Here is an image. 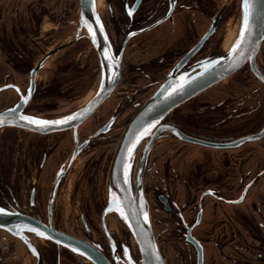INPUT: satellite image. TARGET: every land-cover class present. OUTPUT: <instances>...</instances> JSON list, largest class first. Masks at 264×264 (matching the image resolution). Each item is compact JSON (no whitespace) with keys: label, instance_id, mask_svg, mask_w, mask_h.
I'll list each match as a JSON object with an SVG mask.
<instances>
[{"label":"flooded vegetation","instance_id":"obj_1","mask_svg":"<svg viewBox=\"0 0 264 264\" xmlns=\"http://www.w3.org/2000/svg\"><path fill=\"white\" fill-rule=\"evenodd\" d=\"M95 4L98 13L101 11L99 16L103 32L119 63L117 85L109 97L91 110L76 127L47 132L17 126L1 128L5 130V145L1 152L3 161L0 160V169L4 170L0 177V205L47 224L51 219L54 228L96 245L112 264H120L121 244L106 222L110 212L105 210L109 202L110 169L124 131L130 119L145 104L142 97L170 76L181 58L203 38L219 13V22L213 34L179 72L220 54L217 40L212 39L225 21V11L234 4L231 1L218 11L216 0H95ZM80 5L81 0H0V112L17 109L21 116L27 118L63 120L88 104L98 93L102 85V59L93 42L90 27L80 24ZM204 17L211 22L208 29L201 33ZM256 65L262 78L249 63L243 68L264 88V40ZM250 81L249 78L244 84L251 90ZM179 107L169 112L162 123L188 136L211 141L203 136V125L206 122L210 126L215 119L204 112H210L214 106L207 105L204 106L206 111L195 109L189 114L177 113ZM247 114L250 128L247 134L259 133L264 128V104L260 108L249 105ZM163 138L189 143L192 149L187 151L182 145L173 146L168 142L153 157L155 145ZM262 139L264 136L251 141ZM149 140L150 137L143 144L139 156L136 149L138 143L130 157L133 190ZM194 145L200 149L230 151L244 143L237 147H213L181 139L171 130L161 132L149 150L139 177L143 197L150 192L167 204L173 183L206 179L212 181L213 187L206 189L203 197L213 199V212H219L220 201L229 206L242 202L254 182L245 187L238 199H231L235 191L234 151L225 153L219 166L212 159L208 163L194 161ZM79 165L81 169L71 188ZM192 169L196 171L194 177ZM258 175L264 176V168ZM153 181L167 184L169 189L166 192L161 189L153 191ZM47 186L50 187L48 193ZM205 206V203H198L194 222L189 226L185 224L186 232L187 227L196 223L199 213L201 217L192 234L196 227L203 224ZM74 207L78 209L71 211ZM75 212H78L83 224L82 235L66 224L65 218L73 217ZM94 217L99 219L100 225L93 220ZM234 218L232 212L220 226L219 219H216L213 232L221 226L233 232ZM87 230L90 232L87 233ZM92 232L99 235V241L92 236ZM37 247L43 255V264L47 261L50 264H75L76 255H79L51 241L44 244V248ZM255 250L248 246L246 251L257 256L260 263L264 262V254H257ZM85 259L82 262L87 264L90 260ZM122 260L125 264L130 263ZM140 260L141 255L133 263ZM204 261L205 250L203 264Z\"/></svg>","mask_w":264,"mask_h":264},{"label":"rangeland","instance_id":"obj_2","mask_svg":"<svg viewBox=\"0 0 264 264\" xmlns=\"http://www.w3.org/2000/svg\"><path fill=\"white\" fill-rule=\"evenodd\" d=\"M216 1H218L216 11L221 9L223 5H228L231 1L234 4L233 7L231 6L225 11V21L222 22L219 32L212 39L217 40L218 50L221 54L232 45L238 33L239 25L237 26V20L243 10V0ZM204 5L206 6V4ZM99 13L101 15V11ZM75 17L77 18V16ZM210 22L208 17H204L201 33H204L208 29ZM232 32L234 36L232 41L228 45H225L224 40ZM249 78L252 85L251 90L244 84L246 81H249ZM157 89L155 86L142 97V103H145ZM263 104L264 88L259 84V81L253 77H249L245 73V69L242 68L223 81L209 87L204 93L202 92L194 100L182 105L176 111L177 113L189 114L193 113L195 109L203 108L206 111L204 106L207 105L214 106V109H211L210 112H204L205 115H209L215 121L211 122L212 125L210 126L206 125V122L204 123L203 136L211 141L224 142L247 134L250 131L247 125V108L249 105L260 108ZM4 131V129H0V160L3 158L1 152L5 145ZM148 137L149 135L137 145L138 156ZM168 142L173 146L182 145L187 151L192 149L189 143L184 144L172 139L166 141L163 138L155 145L153 157ZM194 146V161L208 163L212 159L219 166L223 162L225 153L234 151L235 191L231 199H238L251 181L254 184L247 194H245L246 198L242 202L230 204L229 206L220 201L219 212L215 213L213 212V199L203 197L204 191L213 187L211 180H188L186 183H173L170 189L167 184L153 181L154 183L151 185L153 191L158 189H161L160 191L170 190V194L168 193L169 202L167 204L150 192L143 199L146 214L152 224L155 240L167 264L197 263L196 249L185 239V224L189 226L194 222L199 202L206 205L204 219L206 226L203 225V222V224L193 230V235L204 247V264H264V262H259L257 256L251 255V253L246 251L248 246H250L256 249L255 253L264 254V176L260 177L258 175L261 168H264V139L244 143V145L230 151H227L228 149L220 150L206 147H201L200 149L196 148L198 145ZM80 169L81 165L77 167L72 178L71 188H73V183L77 180ZM192 172H194L192 176L194 177L196 171L192 169ZM2 173H4V170L0 169V177ZM45 189H47L46 192L48 193L50 187L47 186ZM47 193L45 194L47 195ZM72 209L71 211H74L78 208L74 207ZM112 212H110L109 217L112 215ZM232 212H234L235 216L234 231L230 232L221 226L219 230L213 232L212 226L216 219H219L218 224L220 226L225 219H229V214L232 215ZM106 218L109 228L122 245H120L122 259L130 263L138 261L140 259L138 244L130 228L124 223L120 213L116 222H113L108 217ZM65 220L68 226H72L78 233L83 234V229H81L83 224L78 212H75L73 217H66ZM93 220L100 225L99 219L94 217ZM88 232L90 230H87ZM92 234L95 239H99V235L94 232ZM30 236L39 247L44 248V244H48V241L43 238H39L33 234H30ZM231 242L232 244H230ZM49 246L52 247L51 244ZM0 257H3L1 264H35L36 262L35 253L29 249L21 238L2 229H0ZM76 258L75 264H84L82 260H86L81 255H76ZM122 259H119V263L125 264ZM46 264H50V261H47ZM87 264H91L90 261Z\"/></svg>","mask_w":264,"mask_h":264},{"label":"water","instance_id":"obj_3","mask_svg":"<svg viewBox=\"0 0 264 264\" xmlns=\"http://www.w3.org/2000/svg\"><path fill=\"white\" fill-rule=\"evenodd\" d=\"M243 11V27L237 42L232 45L226 53H221L212 60L195 64L179 72L180 68L198 51L210 35L213 34L219 22V13L203 38L193 49L181 58L170 76L130 119L124 131L110 169L108 182L109 202L107 209L114 205L118 207L138 244L141 260L138 263L129 264H167L157 245L151 221L145 211L142 185L139 179L149 150L161 132L171 130L179 138L186 141L221 148L237 147L247 141L258 140L264 136L263 128L257 134L243 135L230 141L214 142L188 136L181 133L176 128L169 127L162 123L164 117L169 112L194 98L209 87L240 71L248 63L259 77H263L257 68L256 59L261 43L264 40V0H249V7L247 9L244 6L243 0ZM246 13L247 26L245 27ZM79 21L81 25L87 24V26L90 27L93 42L101 55L102 85L98 93L88 104H85L66 119L53 120L67 121L65 123H50L46 126H39L37 124L28 123L25 119H20V117L23 116L20 115L17 109H10L0 112V119L5 121L4 125L0 126V129L6 126H17L26 127L38 132H47L70 126L76 127L87 118L91 110L113 92L120 75L119 63L116 58H114L110 43L103 32L95 0H81ZM237 44H239V48H235ZM147 135H149L150 140L145 147L144 158L139 168V177L136 181L135 190H133L129 178L130 157L135 146ZM55 188L56 185L54 186L53 193ZM200 217L201 213H199L196 223H198ZM196 223L187 227L185 238L196 249V264H203V247L192 234V229ZM0 229L21 238L29 249L35 253V264H43V255L32 240L30 234L65 246L87 258L93 264H112L102 250L96 245L54 228L51 219H49V223L47 224L38 218L18 211L9 210L0 205ZM107 236L110 238L108 232Z\"/></svg>","mask_w":264,"mask_h":264},{"label":"bare ground","instance_id":"obj_4","mask_svg":"<svg viewBox=\"0 0 264 264\" xmlns=\"http://www.w3.org/2000/svg\"><path fill=\"white\" fill-rule=\"evenodd\" d=\"M98 12V11H97ZM99 14V13H98ZM240 16H238L239 17V19L237 20V26L239 25V30H238V33H237V35H236V37H235V40H234V42L232 43V45H234L236 42H237V40L239 39V37H240V35H241V32H242V27H243V18H244V11L242 10V12H241V14H239ZM100 17V16H99ZM233 32L232 33H229L228 34V36L226 37V39L224 40V44L225 45H228L231 41H232V39H233ZM232 45L230 46V47H232ZM230 47L226 50V51H224L223 53H226L229 49H230ZM96 93V92H95ZM38 118V117H37ZM145 139V138H144ZM144 139H142L141 141H144ZM132 158V157H131ZM132 161V160H131ZM130 165H131V163H130ZM129 178H130V180H131V167L129 166ZM107 210H109V212H111V211H113L112 212V215L110 216V219L113 221V222H116V219H117V217L119 216V213H120V215H121V217L123 218V215H122V213L120 212V210L118 209V207H116V205H114L113 207H110V208H108ZM123 221H124V223L126 224V222H125V220H124V218H123Z\"/></svg>","mask_w":264,"mask_h":264},{"label":"snow or ice","instance_id":"obj_5","mask_svg":"<svg viewBox=\"0 0 264 264\" xmlns=\"http://www.w3.org/2000/svg\"><path fill=\"white\" fill-rule=\"evenodd\" d=\"M244 6L245 8L247 9L249 7V0H244ZM132 12L129 11V15H131ZM247 26V13L245 14V27ZM235 48H239V44H237L235 46ZM235 48H234V51H235ZM20 119H25L27 120L28 123H32V124H37L39 126H46L50 123H65L67 121H53V122H49V121H41V120H36L34 118L30 119V118H27V117H20ZM5 123V121L3 119H0V126H3Z\"/></svg>","mask_w":264,"mask_h":264}]
</instances>
